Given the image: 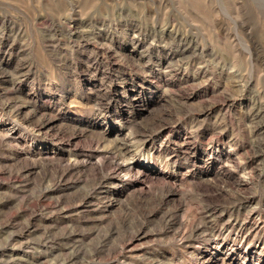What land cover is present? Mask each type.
<instances>
[{"label":"rangeland","instance_id":"rangeland-1","mask_svg":"<svg viewBox=\"0 0 264 264\" xmlns=\"http://www.w3.org/2000/svg\"><path fill=\"white\" fill-rule=\"evenodd\" d=\"M0 264H264V0H0Z\"/></svg>","mask_w":264,"mask_h":264}]
</instances>
